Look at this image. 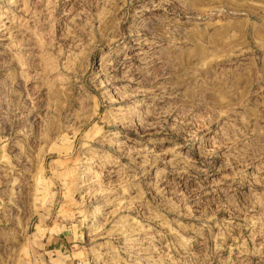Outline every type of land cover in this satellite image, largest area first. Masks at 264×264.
<instances>
[{
	"label": "rangeland",
	"instance_id": "374dc122",
	"mask_svg": "<svg viewBox=\"0 0 264 264\" xmlns=\"http://www.w3.org/2000/svg\"><path fill=\"white\" fill-rule=\"evenodd\" d=\"M43 237L264 264V0H0V264Z\"/></svg>",
	"mask_w": 264,
	"mask_h": 264
},
{
	"label": "crops",
	"instance_id": "0c3cea01",
	"mask_svg": "<svg viewBox=\"0 0 264 264\" xmlns=\"http://www.w3.org/2000/svg\"><path fill=\"white\" fill-rule=\"evenodd\" d=\"M42 238L28 247V258L24 264H73V259L65 254L64 246L56 238Z\"/></svg>",
	"mask_w": 264,
	"mask_h": 264
}]
</instances>
